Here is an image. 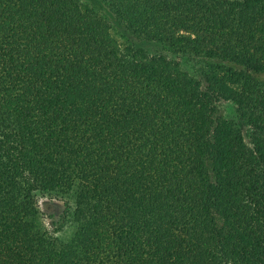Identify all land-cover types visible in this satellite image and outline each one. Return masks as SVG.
Instances as JSON below:
<instances>
[{"label":"trees","instance_id":"trees-1","mask_svg":"<svg viewBox=\"0 0 264 264\" xmlns=\"http://www.w3.org/2000/svg\"><path fill=\"white\" fill-rule=\"evenodd\" d=\"M100 1L0 0V264H264V0Z\"/></svg>","mask_w":264,"mask_h":264},{"label":"rangeland","instance_id":"rangeland-1","mask_svg":"<svg viewBox=\"0 0 264 264\" xmlns=\"http://www.w3.org/2000/svg\"><path fill=\"white\" fill-rule=\"evenodd\" d=\"M81 2L87 3L89 5H93L95 7V9L102 14L103 16H106V18L108 17V13H107V9L106 7L102 4V2L100 0H80ZM111 17V16H109ZM109 23L111 24V32H113V34L119 38L120 35L118 32H122L123 30L120 28V26L114 21V19L111 17L110 20H108ZM124 32V31H123ZM126 36H128V34L126 32H124ZM121 39V38H120ZM119 39V40H120ZM144 46L151 52L155 51V50H159V46L155 45V44H149V45H145ZM193 64V68H196L198 65L194 62H192ZM225 65H227V63H225ZM190 74L193 72L192 69L189 70ZM262 78H264V73L262 75ZM231 104H229L228 102H224L221 101L218 104V108L219 111L224 115H232V108H231ZM36 206H37V210H38V222L40 224V226L43 229H46L48 231H52L54 232L53 234H61L62 236L66 235L68 233L67 231V226H62L61 230H58L59 228H57V220H59L58 218V214L61 212V210L63 209V204L61 201H59L56 198H51L48 196H42L40 194H36Z\"/></svg>","mask_w":264,"mask_h":264}]
</instances>
